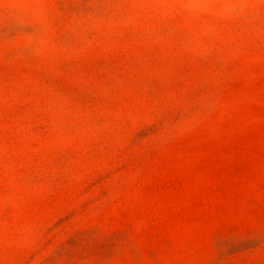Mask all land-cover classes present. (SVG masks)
<instances>
[{"label": "rangeland", "instance_id": "1", "mask_svg": "<svg viewBox=\"0 0 264 264\" xmlns=\"http://www.w3.org/2000/svg\"><path fill=\"white\" fill-rule=\"evenodd\" d=\"M0 264H264V0H0Z\"/></svg>", "mask_w": 264, "mask_h": 264}]
</instances>
